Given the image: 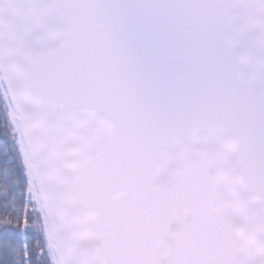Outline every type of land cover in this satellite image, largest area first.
Returning a JSON list of instances; mask_svg holds the SVG:
<instances>
[{"label": "snow or ice", "instance_id": "1", "mask_svg": "<svg viewBox=\"0 0 264 264\" xmlns=\"http://www.w3.org/2000/svg\"><path fill=\"white\" fill-rule=\"evenodd\" d=\"M0 264H264V0H0Z\"/></svg>", "mask_w": 264, "mask_h": 264}]
</instances>
